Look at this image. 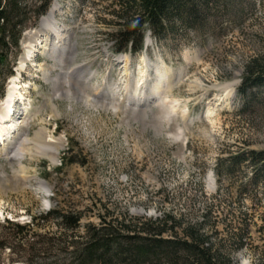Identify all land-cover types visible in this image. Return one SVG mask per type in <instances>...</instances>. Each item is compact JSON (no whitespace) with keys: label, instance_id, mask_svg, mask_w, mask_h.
Segmentation results:
<instances>
[{"label":"rangeland","instance_id":"obj_1","mask_svg":"<svg viewBox=\"0 0 264 264\" xmlns=\"http://www.w3.org/2000/svg\"><path fill=\"white\" fill-rule=\"evenodd\" d=\"M117 2L53 0L61 65L40 51L26 56L39 21L0 64V100L22 79L28 111L17 104L10 124L24 121L27 142L15 141V159L0 157V221L79 211L81 232L107 213L170 216L181 228L199 226L233 264H264V192L249 186L248 163L225 174L234 156L264 153V100L243 111L238 96L246 66L264 57V0H234L227 12L221 4L200 32H146L138 56L113 54ZM40 225L58 229L54 220ZM8 251L0 250V264H22Z\"/></svg>","mask_w":264,"mask_h":264},{"label":"trees","instance_id":"obj_2","mask_svg":"<svg viewBox=\"0 0 264 264\" xmlns=\"http://www.w3.org/2000/svg\"><path fill=\"white\" fill-rule=\"evenodd\" d=\"M51 1L0 0V64L7 62L10 47H18L22 33L47 13ZM117 1L118 25L108 35L113 53L138 56L146 32L164 39L173 36L178 25L200 32L207 22H213V13L219 8L227 12L234 0ZM238 96L243 111L259 98L264 100V57L246 66ZM229 163L226 176L234 167L251 165L254 173L249 186H260L264 192V153L250 151L234 156ZM81 219L79 211L56 208L31 217L27 224L5 219L0 221L5 233L4 238L0 236V250L8 249L11 262L22 264H233L210 244L199 226L181 228L170 216L146 220L107 213L98 215L97 225H85L80 232ZM49 220L57 222L56 232L42 231L46 229L40 222ZM241 246L240 238L237 248Z\"/></svg>","mask_w":264,"mask_h":264},{"label":"bare ground","instance_id":"obj_3","mask_svg":"<svg viewBox=\"0 0 264 264\" xmlns=\"http://www.w3.org/2000/svg\"><path fill=\"white\" fill-rule=\"evenodd\" d=\"M54 14L55 11L52 8L49 14L47 13L44 17L39 20V28L30 32V36L28 38V45L26 46V56L29 57L35 54L36 51H40L41 55L54 59L58 65H61V57L65 53V50L61 49V46L63 45V40L61 38L63 32L61 31V28L59 29L54 23ZM66 56H71V53L67 51ZM23 67L24 66H21V68ZM38 67L43 74L47 73L48 70L46 68L42 67L41 65H39ZM78 73V70L72 72V74ZM68 74L69 73L61 75L62 81L68 77ZM15 81L12 82V86H10L11 89L9 90L6 99L0 100V157L4 156L9 157L11 159H15V157L19 155V147H21V145H24L27 142V139L25 138L27 131L25 128L24 121L18 123L19 125L17 126L10 125L13 121H11V119H14V114L16 112L15 109L17 108L15 107V104H19L20 106L22 105V107L25 105V99L23 97L24 90L22 91L23 88H18L15 84ZM128 99V101H131L130 98ZM147 103L148 101L142 100L136 104L145 106ZM22 109L27 118V108ZM9 127L16 129L14 130L16 131V133L18 132V135L16 137L15 135L10 136V132L8 131ZM15 141L19 142V147L16 146ZM49 152L50 158L54 160L56 153L52 149H50Z\"/></svg>","mask_w":264,"mask_h":264}]
</instances>
